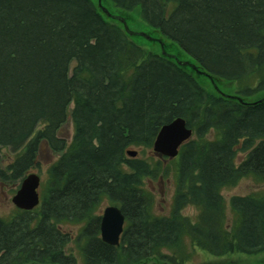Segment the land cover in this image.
<instances>
[{"label": "trees", "instance_id": "trees-1", "mask_svg": "<svg viewBox=\"0 0 264 264\" xmlns=\"http://www.w3.org/2000/svg\"><path fill=\"white\" fill-rule=\"evenodd\" d=\"M101 5L121 20L114 10L137 14L168 45H139L97 1L0 0V183L19 182L18 190L43 145L59 155L40 205L0 218V264H183L186 241L214 257L264 255V193L232 197L230 222L221 194L244 178L264 183V100L210 92L186 65L234 83L242 99L263 91L264 0ZM169 43L188 60L175 58ZM68 115L69 142L60 135ZM177 118L193 135L175 159H161L171 171L127 156L152 151L161 127ZM5 150L15 154L7 165ZM169 171L176 189L161 217L145 183ZM102 203L124 216L118 247L100 239ZM189 206L199 211L195 223L182 215ZM64 224L80 225L77 235Z\"/></svg>", "mask_w": 264, "mask_h": 264}, {"label": "rangeland", "instance_id": "rangeland-1", "mask_svg": "<svg viewBox=\"0 0 264 264\" xmlns=\"http://www.w3.org/2000/svg\"><path fill=\"white\" fill-rule=\"evenodd\" d=\"M93 1L95 3L96 1L98 2V0H93ZM161 2L163 3V0H161ZM106 6L109 7V5ZM165 9L169 11L170 5L166 4ZM114 12L119 16H121L122 18H124V21L125 20L128 21V25L126 21L125 23L127 27L129 26L128 27V29L130 28L129 30H131L134 33H141V34L143 33L144 35L143 37L135 38V36H133L132 38L139 45L146 47L150 50L151 49L157 50V47H159L161 48L162 51L164 50V46L162 42H164L165 45H168V42L162 39L159 33H153L151 30H149V28L145 27L140 22V19L137 14H127L116 10H114ZM152 39L155 40V42L151 41ZM169 46L175 58L181 61L188 60L187 56L175 45L169 43ZM193 72L197 76V79L200 81L201 85H203L208 91L218 93L223 97L234 98V99L236 98V100L239 99L240 102L244 101L245 103L246 102L254 103L257 101L260 102L264 98V90H263L254 93L249 98L242 99V97H237L235 95L236 91H235L234 83L217 80L207 74L204 75L203 74L204 72L198 71L196 68L193 69ZM60 135L64 137L67 140V142L70 141L72 135V125L69 115L67 117V121L64 123L62 129L60 130ZM130 151L137 152V155L140 159L143 158L146 159L147 161L153 160V162L160 161L164 168H168L170 171L172 169V164L169 163V161L163 162L161 159L155 156L153 152L150 150L138 149V150H130ZM58 156L59 155L50 152L46 146L43 145L40 147L38 158L36 160V167L28 172V175L33 173V174H37L40 177V186L38 189L39 194L42 190L44 181L47 178V174H46L47 169L54 161H56ZM243 157L244 156L238 155V163L241 162ZM14 158H15V154L11 153L8 150H5L3 152L2 164L7 165V163L12 161ZM170 171L167 177L164 178L158 177L154 181H147L145 183V189L151 192L154 198L153 213L161 217L169 215L176 189V180L174 179V175H172ZM18 185L19 182L0 183V218L9 219L12 215H14V213H16L17 209L12 204L11 200L15 195V192L17 191ZM257 192L264 193V183L256 184L251 178L241 179L235 186L223 189L221 191V194L225 200L227 221L228 222L231 221V214L229 211L228 204L232 197H236V196L244 197ZM107 206H108L107 203H102L97 210V214L102 215L104 208ZM182 215L190 219L191 222L195 223L199 215V211L197 210V208L193 206H189L182 211ZM62 229L64 232H68L74 236L77 235L80 229V225L64 224ZM69 249H71L72 253L78 257L79 254L78 249L74 245H71ZM184 254H185V258L183 264H264V255L247 256V255L233 254V255H225L223 257H214L210 254H207V252H203L195 248H192L188 241H186V251ZM152 262H154L155 264H160L158 260L150 261V263Z\"/></svg>", "mask_w": 264, "mask_h": 264}, {"label": "water", "instance_id": "water-1", "mask_svg": "<svg viewBox=\"0 0 264 264\" xmlns=\"http://www.w3.org/2000/svg\"><path fill=\"white\" fill-rule=\"evenodd\" d=\"M98 5L106 16L120 21L129 35L144 36L143 33L130 31L124 20H121L118 16L111 15L102 7L100 0H98ZM186 65L195 69L191 64L187 63ZM203 74L205 75L206 73ZM238 101L240 102L239 99ZM192 135L193 131L187 126V123L183 119L177 118L161 127L154 140L152 152L159 159L173 160L178 156L180 147L188 142ZM127 156L135 158L137 152L128 151ZM39 186L40 177L37 174L27 175L20 183L19 189L11 200L15 208L19 211L31 212L38 207L40 205ZM124 224V216L118 207L113 205L105 207L100 218L99 232L101 241L110 247H118L124 231Z\"/></svg>", "mask_w": 264, "mask_h": 264}, {"label": "flooded vegetation", "instance_id": "flooded-vegetation-1", "mask_svg": "<svg viewBox=\"0 0 264 264\" xmlns=\"http://www.w3.org/2000/svg\"><path fill=\"white\" fill-rule=\"evenodd\" d=\"M257 102H258V101H257ZM257 102H254V103H251V104H255V103H257ZM242 103H243V102H242ZM243 104H247V103L244 102Z\"/></svg>", "mask_w": 264, "mask_h": 264}]
</instances>
